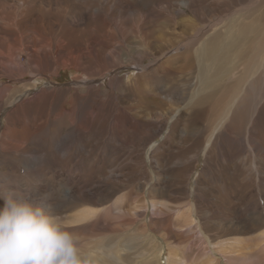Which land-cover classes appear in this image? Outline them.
I'll list each match as a JSON object with an SVG mask.
<instances>
[{
  "label": "rangeland",
  "instance_id": "1",
  "mask_svg": "<svg viewBox=\"0 0 264 264\" xmlns=\"http://www.w3.org/2000/svg\"><path fill=\"white\" fill-rule=\"evenodd\" d=\"M245 4L252 15L262 7L264 17L251 0H0V131L28 148L0 152V191L43 199L95 264H151L155 247L165 264L176 245L185 264H203L210 248L200 227L188 230L176 214L192 206L219 242L214 255L264 264L263 254H244L264 211L255 179L264 177V115L252 128L232 119L207 147L221 110L209 91L195 107L185 100L200 75L197 64H185L187 54L196 57L213 24L228 23ZM185 128L187 143L179 141ZM183 160L181 173L171 171ZM82 210L91 213L83 220ZM236 235L240 245L231 243Z\"/></svg>",
  "mask_w": 264,
  "mask_h": 264
},
{
  "label": "bare ground",
  "instance_id": "2",
  "mask_svg": "<svg viewBox=\"0 0 264 264\" xmlns=\"http://www.w3.org/2000/svg\"><path fill=\"white\" fill-rule=\"evenodd\" d=\"M251 3H254L253 6H257V7H260L262 5L264 6V0H251ZM262 12H263L262 7H260L258 9V11L255 12V15H252L251 6H248L246 4H245V6H242L238 9H235L231 15H228V14H227L228 16L226 15L228 23H225L226 21L224 20V23L222 25L221 24L219 25V23H221V22L213 24L214 26H213V28L211 27L212 31L209 35V38H207V39L205 38L206 40L205 39L203 40L201 38L202 41H200L198 46L193 50V53L196 54V57L191 59V56L189 54H187V56L185 58L188 60V61L186 60L187 62H185V64H190L191 68L193 67L194 64H197V67H198L199 72H200L198 85H196V87L190 93H187V99H185L186 100V106L195 107V104L196 105L201 104V102H198L197 99L199 97L203 96L207 91H209L208 96H207L210 98L209 101L211 102V100L213 99V103H211V104L216 105L217 110L218 109L221 110L218 117L216 116L217 122H215L216 124L214 126L213 132L211 133V135L208 138L207 147L210 146V144L213 142L214 143L218 142V135L220 134L221 131H223V129L225 128L226 125L230 124L232 119H236V118L242 119L243 120L242 124H245L247 126L251 125V128H252L253 127L252 124L254 123V121L264 115V17H261ZM184 19H186V18H184ZM185 22H187V21H185ZM187 24H188V22H187ZM186 26H188V25H186ZM182 31H184V30L182 29ZM201 31H202V29H201ZM201 31L199 30L198 33L195 34L196 35V37L194 36L195 39L199 38V36L202 34ZM202 37H204V35ZM167 41L169 42V40H167ZM167 41H166V43H167ZM187 41L189 42V40H187ZM184 43H185V39H184ZM27 47L29 48V46H27ZM190 47H191V45H190ZM190 51H192V50H190ZM241 56H243V57H241ZM173 59H175V57L174 58L171 57V59H168L167 62L170 64L173 62ZM173 66H175V65H173ZM176 67H177V65H176ZM186 71H188V70H186ZM152 74H153V71H152ZM167 81H169V80H167ZM82 82H83V80H82ZM80 83L78 82L79 85H80ZM168 86H170V84ZM97 88H98V86H96V89ZM226 89H227V91H225ZM204 98H206V97H204ZM207 99H206V101H207ZM98 101H99V99H98ZM204 102H205V99H204ZM206 103H208V102H206ZM37 108H38V106H37ZM81 108H82V106H81ZM4 110H6V109H4ZM53 110H55V108H53ZM83 110H84V108H83ZM178 111H180V109ZM7 112L8 111H6V113ZM9 114H10V112H9ZM82 118H84V117H82ZM195 118H196V120H200L199 118H201V117L199 115V117H195ZM59 123H56L55 127L60 126ZM53 124H55V123H53ZM211 126H213V125H211ZM55 129H59V127L55 128ZM183 131L185 133H181V131L179 133V141L181 140V142L187 143V141H189L187 138L188 129L185 128V130H182V132ZM9 132L10 131L3 130L0 133V152L1 151L11 152L12 148H15L17 151H20L22 146H23V149H28L26 144L23 145V143L17 142V140L14 141L9 136ZM51 132H52V130H51ZM235 132H236V134L239 135V130H237ZM61 140H62V138H61ZM79 140H81V139H79ZM262 140L264 141V139H262ZM4 144L10 145L9 149H7L6 146H5L6 147L5 148L3 146ZM263 146H264V143H263ZM207 147H206V149H207ZM59 149H60V147H59ZM249 149L252 150V153H254V154L258 153V152H255L253 147H249ZM50 153H51V151H50ZM203 154H205V153H203ZM167 157H166V159H167ZM263 158H264L263 155H261V157H259L258 161H261ZM171 159H173V158H171ZM176 159H177V157H176ZM256 160H257L256 157H254L251 160V162L252 163H258V161H256ZM170 162H171V160H170ZM172 163H174V166L172 167L171 171L175 170L177 173H181V169H182L181 166L184 163V160L181 161L180 163H176L174 161ZM166 174H167V172H166ZM184 174H186V173L184 172ZM179 176H181V175L179 174ZM245 177H246V179L251 180V178L254 177L253 171L251 170L247 175H245ZM172 178H174V177H172ZM255 179H258L257 185L260 186V189L264 191V177H263V175H260L258 178H255ZM172 182L174 183L176 181L174 180ZM99 184H101V183H99ZM175 184H177V183H175ZM247 185L249 186L248 183H247ZM98 188H100V187H98ZM68 193H70V192L68 191ZM102 193H104V192H102ZM104 195H106V194H104ZM69 197H70V195H69ZM74 198H76V197L74 196ZM77 199H79V195H78ZM77 202H78V200H77ZM150 202L153 205L157 204L154 201H150ZM162 206L163 207L161 209L167 208L168 205L166 203H163ZM82 211H84V210H82ZM78 214H79L78 215L79 218L83 220L86 217H88L91 213L88 211H84V212L78 213ZM176 214H177V216H183V218H184L183 221L185 222V225L187 227L190 226L189 228H187L188 230L193 229V224H195L197 227L198 226L200 227V231L204 236L203 238H205V241L208 245L207 249L210 248L208 251L205 252L206 259L203 260L204 262L202 261L203 264H220L221 259H223L224 264H228L229 261H231L230 259L240 260L241 255H239V254L236 255L237 253H234V255L230 256L229 259H227V260H225V258L219 254L214 255V252H218V249L215 248V245L219 242L218 241L214 242L211 239V235L203 229V226L201 224V218L198 214H195L193 212V206H192L191 210H188L186 207L185 208L180 207L176 210ZM171 215H173V214L171 213ZM256 215H257V220L255 219L256 222L253 225V227H252V225L250 226L252 228L250 230V232L258 231V234L256 235V238H254L253 241H255V242H253V243H252L251 239H248V240L245 239L248 241V243H246L247 244L246 248L248 249V251L244 253L245 256H250V255L255 254V253H258L259 255H262V254L264 255V211H260V212L257 211ZM169 221H171V220H169ZM244 225H248V222L244 221ZM241 227L242 226H240L239 228H241ZM195 229H197V228H195ZM141 236H144V235H141ZM144 237H149V236L146 234ZM233 238H230V240L234 241L231 243H235V244L240 245L241 242L244 241L238 235L234 236ZM226 239L228 240L229 238L226 237ZM242 245H243V243H242ZM226 248H228L227 245L225 247H223L222 249H220V253H222V254L227 253V252H225ZM254 249H255V251H254ZM160 250H161V248H159V247H155V249H153V252L149 256V261L151 259V261H150L151 264H161L159 261L161 259V256H159ZM245 262H243L242 264H245ZM165 264H185V258L179 254L177 245L174 247V249H172L171 254L165 259Z\"/></svg>",
  "mask_w": 264,
  "mask_h": 264
},
{
  "label": "clouds",
  "instance_id": "3",
  "mask_svg": "<svg viewBox=\"0 0 264 264\" xmlns=\"http://www.w3.org/2000/svg\"><path fill=\"white\" fill-rule=\"evenodd\" d=\"M0 264H95L65 219L30 191H0Z\"/></svg>",
  "mask_w": 264,
  "mask_h": 264
}]
</instances>
